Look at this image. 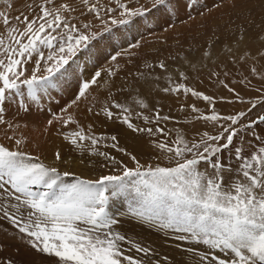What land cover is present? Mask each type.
I'll use <instances>...</instances> for the list:
<instances>
[{
	"label": "snow or ice",
	"instance_id": "1",
	"mask_svg": "<svg viewBox=\"0 0 264 264\" xmlns=\"http://www.w3.org/2000/svg\"><path fill=\"white\" fill-rule=\"evenodd\" d=\"M259 6L257 14L250 0H23L14 17L11 3L0 7L8 141L0 143V264H264V0ZM197 17L195 34L169 43L177 23L190 28ZM153 42L162 47L142 52ZM73 84L53 110V91ZM33 112L46 113L42 132L55 129L67 157L57 147L48 164L26 150L29 122L18 118ZM109 126L116 130L96 131ZM120 130L147 151H130ZM76 161L98 169L96 178L61 170ZM120 197L126 211L115 213ZM125 216L163 232L176 255L123 232ZM21 246L39 259L3 254L12 247L19 257Z\"/></svg>",
	"mask_w": 264,
	"mask_h": 264
},
{
	"label": "rangeland",
	"instance_id": "2",
	"mask_svg": "<svg viewBox=\"0 0 264 264\" xmlns=\"http://www.w3.org/2000/svg\"><path fill=\"white\" fill-rule=\"evenodd\" d=\"M22 2H23V0H0V7H4V6L8 5L9 3H11L12 9H11L10 14L14 17V16L19 14V11L21 10L19 6ZM250 3L255 8L257 14H259V12H260L259 0H250ZM193 14L195 15V13H193ZM220 18H221V13H219V12L214 13L213 17L209 19L208 23H212L213 20L218 22L220 20ZM224 19H227V17L225 16ZM199 23H201V19L199 17H197V20L191 24L190 28L188 26H182L179 23H177L176 32L169 34V36H170L169 43L172 42L171 37L175 36L176 33H183L186 36L189 31H192L193 34H195L196 31L198 30ZM148 39L155 41V38H153V37H148ZM157 47H162V46L159 45L157 42L145 44L144 48L142 49V52L147 53V52H150L151 49H154ZM108 51L110 52L112 50L109 49ZM106 55H107V53H104L103 55H101L100 59L97 62V67H99L100 65L105 63L104 57ZM121 63H124V62L121 61ZM81 70L83 71V76L85 78H87L89 76V74L92 71H94V69L91 67H89L86 71H84L83 68ZM122 75H123V73H122ZM117 83H119V80H117ZM75 87H76L75 84H73L70 87H68L66 89V91L63 93L53 91L52 95L54 97V100L51 102L53 110H58V108L60 106H63V104H65L69 99L72 98L74 91H75ZM94 90H95V88H94ZM249 95H255V93H249ZM55 100H59L60 105H56ZM45 103L47 104L49 102L45 101ZM164 103L166 105L165 111H167V104L173 103V102L168 100V99H165ZM237 107H239V105H237ZM225 110L230 111L231 110L230 106H225ZM8 115H9V117H11L13 115V113L10 111L8 113ZM18 119L21 122H23L25 120L29 122L28 129H27V131H25L24 134L26 136H29V138L31 139L32 142L28 144L26 150L31 151L34 154L41 155L42 158L44 159L45 163L51 164L53 162V152L56 149L54 147V143H57L56 144L57 147H60L65 152V155L67 157L68 146L62 141L61 137H58L55 135V129H52L50 134L47 136H45L42 132L43 123L47 119L46 113L45 114H36L35 112H33V114H30L27 116L21 115ZM81 122L85 123V124L87 123V121H85L83 119H81ZM105 130L108 132H112L116 129L114 128V126H109V127H107V129H104L103 127H97L96 128L97 132L105 131ZM119 134L121 137V143L123 145L127 146L130 151H134L137 153H142V152L147 151L143 147L141 141L133 138L130 133H127V132H124L123 130H120ZM0 143H8V141L3 139V132L2 131H0ZM36 143L39 144V148L33 147V145ZM144 158L146 159L147 157H144ZM129 166H131V164ZM65 167L70 168V170L77 172L78 174L82 175L85 178H96V175L99 171L98 169H91V168H87L83 165H80L78 163V161L73 162L69 166H63L61 170H64ZM112 208H113V211L115 213H120V212L126 211V205H125L124 199L122 197L116 198L115 203L112 205ZM121 230L123 232L127 233L128 235L132 236L134 239L143 240L144 242L151 243L152 246L157 248V251H159L161 253L166 252L170 256L176 255L174 252L171 251V249L175 247V244L166 243L165 242L166 238L164 237L163 232H157V230L155 228L149 229L147 227V225H140L138 222H130V221H128L127 217L125 216L124 217V223L121 226ZM181 243L186 244L187 242H181ZM3 254L14 256L16 259H21V258L39 259V258L35 257L33 253H30L26 249H24L22 246H21V256H19V257L15 256V250L12 247L7 248ZM177 258H179V257H177Z\"/></svg>",
	"mask_w": 264,
	"mask_h": 264
},
{
	"label": "bare ground",
	"instance_id": "3",
	"mask_svg": "<svg viewBox=\"0 0 264 264\" xmlns=\"http://www.w3.org/2000/svg\"><path fill=\"white\" fill-rule=\"evenodd\" d=\"M56 144H57V143H54V147H55V148H57V145H56Z\"/></svg>",
	"mask_w": 264,
	"mask_h": 264
}]
</instances>
